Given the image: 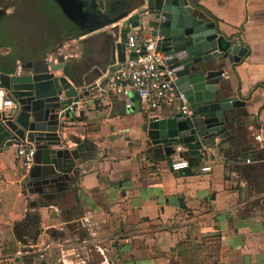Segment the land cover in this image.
I'll return each mask as SVG.
<instances>
[{
    "label": "crops",
    "instance_id": "obj_1",
    "mask_svg": "<svg viewBox=\"0 0 264 264\" xmlns=\"http://www.w3.org/2000/svg\"><path fill=\"white\" fill-rule=\"evenodd\" d=\"M197 6L246 48L242 58L224 60L219 81L231 104L227 132L198 154L186 149L194 164L172 170L143 144L145 112L141 104L139 112L132 109L134 93L127 108L122 97L95 86L77 103L80 116L61 119L69 148L83 140L93 147L92 158L76 160L78 173L61 198L31 211L27 200L36 196L23 194L28 170L18 145L0 148V264H264V0ZM100 32L70 38L57 52L65 63L76 59L82 41ZM135 32L139 39L152 35L147 27ZM57 55L47 59L55 63ZM107 68L76 88L99 82L102 88Z\"/></svg>",
    "mask_w": 264,
    "mask_h": 264
},
{
    "label": "water",
    "instance_id": "obj_2",
    "mask_svg": "<svg viewBox=\"0 0 264 264\" xmlns=\"http://www.w3.org/2000/svg\"><path fill=\"white\" fill-rule=\"evenodd\" d=\"M57 1L87 33L102 31L95 36L106 38V50L116 63L108 68V74L119 63L135 56L125 50L128 32L147 27L158 36L155 50L173 70L190 114L175 110L170 116L158 118L144 111L140 128L145 135L143 144L151 156L170 164L176 144L198 154L216 136L227 132L225 112L231 104L222 97L219 81L224 60L231 63L242 58L246 48L217 30L215 21L197 6L199 0H90V9L86 5L88 0ZM100 3L106 6L103 12L98 9ZM118 3L122 7L109 15V8ZM132 11L135 12L129 16ZM109 27L110 32L103 30ZM46 58L21 63L20 70L13 73L0 71V148L23 141L35 146L34 163L23 180V194L36 196L27 200L33 212L38 205L61 198L78 173L76 160L93 156V147L86 140L69 148L61 136L65 125L61 118L72 117L70 108H76L96 84L76 88L63 71V55L54 57L55 63ZM132 98V109L139 112V97L134 93ZM8 99L13 108L4 110L3 102ZM33 220L38 223L39 215L35 213Z\"/></svg>",
    "mask_w": 264,
    "mask_h": 264
},
{
    "label": "trees",
    "instance_id": "obj_3",
    "mask_svg": "<svg viewBox=\"0 0 264 264\" xmlns=\"http://www.w3.org/2000/svg\"><path fill=\"white\" fill-rule=\"evenodd\" d=\"M13 1L17 3L16 9L0 20V48H10L0 52L1 72L13 73L18 62L54 55L63 42L87 33L73 23L57 0L53 2L56 6H43L44 0ZM82 48L80 57L68 60L63 67L65 75L77 86L91 83L111 61L104 36L84 39ZM185 158L189 167L194 164L191 158Z\"/></svg>",
    "mask_w": 264,
    "mask_h": 264
},
{
    "label": "built area",
    "instance_id": "obj_4",
    "mask_svg": "<svg viewBox=\"0 0 264 264\" xmlns=\"http://www.w3.org/2000/svg\"><path fill=\"white\" fill-rule=\"evenodd\" d=\"M4 13L5 9L0 8V14ZM157 38V35L152 34L139 39L136 32H128L125 39V50L134 52L135 56L119 63L114 72L108 74L106 71L104 78L107 79V82L102 88H100V82L96 86L103 93H115L122 97L127 108L131 107L129 95L135 93L138 95L141 108L145 112L153 113L161 107L175 106L183 115H189L190 110L186 96L178 89L173 70L166 65L163 57L160 56L161 54L155 50ZM20 65L21 63L18 62L17 71L20 70ZM3 107L4 110L7 108L10 110L13 108V103L8 99L3 102ZM70 109L72 114L75 113L77 117L80 116L77 109ZM185 151L186 148L182 144L174 146L170 161L172 170H185L189 167L188 161L184 157ZM17 152L22 162L21 165L29 171L34 163L35 146L28 141H23L18 144ZM245 161L248 162V160ZM202 170L209 171V167L202 168Z\"/></svg>",
    "mask_w": 264,
    "mask_h": 264
},
{
    "label": "flooded vegetation",
    "instance_id": "obj_5",
    "mask_svg": "<svg viewBox=\"0 0 264 264\" xmlns=\"http://www.w3.org/2000/svg\"><path fill=\"white\" fill-rule=\"evenodd\" d=\"M13 2H14L13 0H0V8H4L5 9V13L4 14H0V20L3 19L5 16H8L9 14L13 13V11L16 9L17 3L16 2L13 3ZM53 2H55V0H53V1L52 0H44V1H42L43 6H46V5L49 6L50 4L56 6V4H53ZM40 3H41V1H40ZM86 5H89L88 8L90 9L92 7L93 3L90 0H88V3ZM121 7H122L121 3H118V6L117 5H112V7L109 8V10H108V11H110L109 15H111L113 13L115 14ZM98 9H100L103 12L106 9V6L105 5L103 6V4L100 3L98 5ZM73 23H76V22L74 21ZM78 25H79V23H78Z\"/></svg>",
    "mask_w": 264,
    "mask_h": 264
},
{
    "label": "rangeland",
    "instance_id": "obj_6",
    "mask_svg": "<svg viewBox=\"0 0 264 264\" xmlns=\"http://www.w3.org/2000/svg\"><path fill=\"white\" fill-rule=\"evenodd\" d=\"M73 49H74V47H70V48L67 49V51L69 53H71ZM9 50H10V48H0V52L1 53L8 52ZM54 54H59V51L58 52H55Z\"/></svg>",
    "mask_w": 264,
    "mask_h": 264
}]
</instances>
